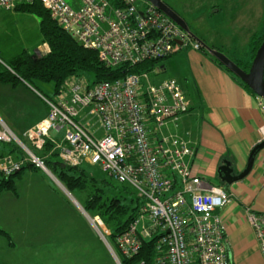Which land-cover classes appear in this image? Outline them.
I'll return each instance as SVG.
<instances>
[{"label": "built area", "instance_id": "2783aa9c", "mask_svg": "<svg viewBox=\"0 0 264 264\" xmlns=\"http://www.w3.org/2000/svg\"><path fill=\"white\" fill-rule=\"evenodd\" d=\"M32 1L0 0V8L15 10L19 3ZM40 1L107 67L160 61L185 47H203L196 35L150 0ZM49 51L48 46L43 49ZM43 98L48 114L21 134L0 117V142L15 143L23 152L19 158L0 157V179L32 163L58 180L45 159L54 153L69 166L98 165L145 200L139 216L117 238L121 255L134 257L144 239L157 234L156 264H229L226 225L216 211L231 201L230 195L195 173L188 161L194 148L188 142L171 134L152 137V123L155 131L161 130L190 110L177 80L154 83L150 72L143 71L93 84L84 74L71 75L54 97ZM258 98L262 103L264 98ZM88 216L106 240L111 230L98 215ZM248 219L264 257V213L251 212Z\"/></svg>", "mask_w": 264, "mask_h": 264}, {"label": "crops", "instance_id": "0c3cea01", "mask_svg": "<svg viewBox=\"0 0 264 264\" xmlns=\"http://www.w3.org/2000/svg\"><path fill=\"white\" fill-rule=\"evenodd\" d=\"M197 1L200 4H196L194 0L196 10L186 8L180 1L176 4L167 1L187 21L191 31L202 41L203 47L198 50L185 47L160 60L152 70L156 75V79L151 76L154 83L167 79L177 80L190 102L187 113L182 114L177 121H170L161 130L155 131L152 123V137L160 139L162 135L171 134L188 142L194 148L188 161L195 173L207 182L221 185L230 195L231 201L216 211V214L223 217L226 225L224 242L229 264H264L259 242L248 219L251 212L264 213V148L257 154L252 171L244 179L228 184L219 176V167L225 161L231 162L236 175L244 171L251 151L264 140V100L261 103L258 95L219 65L208 48L218 49L228 56L232 53L237 59L244 55L251 57L252 39L264 31V0H212L209 6L206 3L208 0ZM38 37L33 44L35 52L43 51L48 46L43 42L42 33ZM0 61L4 62L1 58ZM3 87L7 89H2ZM25 89L31 90L30 84L24 80H19L16 84L0 82V92L11 93V98L18 94L17 90ZM20 94L22 93L19 91L16 97ZM0 107L5 105L0 103ZM5 116L6 121L14 128L18 121L8 111ZM37 122L38 120L31 122L22 131ZM29 172L36 173L31 169ZM22 180L23 178L18 182L17 188ZM16 197L20 199L19 192ZM58 219L54 218L50 223L48 219L40 217L43 226L37 227V235L41 237L49 234L55 230L54 227H58L55 231L63 234L64 226ZM56 221V224H52ZM10 225V222H6L0 227L15 237ZM18 228L22 230L20 226ZM14 243L13 247H1L2 264H22L18 260L13 262L10 257L18 248L15 240ZM106 244L108 247H87L84 253H81V248L76 247L53 248L70 254L65 264H73L74 261L77 264H111L109 248L112 253L113 249L107 242ZM30 260L26 263L41 262L38 261L39 257H30Z\"/></svg>", "mask_w": 264, "mask_h": 264}, {"label": "rangeland", "instance_id": "374dc122", "mask_svg": "<svg viewBox=\"0 0 264 264\" xmlns=\"http://www.w3.org/2000/svg\"><path fill=\"white\" fill-rule=\"evenodd\" d=\"M67 1L78 4L77 0ZM166 1H171L173 4L180 1L186 8H194V10L197 8L196 4H200L197 0L196 4H194V0ZM206 3H209V6L212 0H208ZM39 22V18L34 14L0 8V58L10 63L14 55L24 50L35 52L36 47L33 48V44L39 39L38 36L41 33ZM229 57L244 68L250 60L249 55L237 59L231 53ZM149 72L152 79H156V75L152 71ZM34 84L35 86L30 84L31 90H19L22 94L18 97H16L19 94L18 90L16 91L18 94H15L13 98H11V93L0 92V103L5 105V107H0V117L6 121L5 113L8 111L18 122L14 128L6 122L19 134L31 122L39 121L48 114L49 108L43 96L54 97L53 83L37 80ZM2 89L7 88L3 87ZM82 166L87 168L90 175L99 179L108 176L107 172L98 165L83 163ZM29 171L25 172L22 182L18 185L20 199L12 191H5L0 198V225L10 222L15 237H12L5 228H0L9 232L13 241L15 240L18 244V248L10 256L13 262L18 260L22 264H27V261H31L30 257H39L38 261H41L39 264H65V260L70 257V254L62 249L57 251L53 247H76L81 248V253H84L87 247H108L107 241L111 244L110 237L106 236L105 240L100 229L92 223L88 216L89 213L84 212L86 193L79 190L69 192L62 182L60 184L64 187L44 171L34 174ZM108 177L110 178V176ZM114 181L116 185H120L118 181ZM42 216L50 223L54 218H59L58 221L64 226L63 234L55 231L58 230V227H54L55 230L49 234L46 233L41 237L37 235V227L43 226L40 220ZM58 221L52 224H56ZM112 225L114 227V224ZM1 247H10L3 236H0V250ZM109 253L111 264H118L116 256L110 248ZM27 258L29 259L26 261ZM73 264L77 263L74 261ZM153 264H156L155 260Z\"/></svg>", "mask_w": 264, "mask_h": 264}, {"label": "trees", "instance_id": "16d2710c", "mask_svg": "<svg viewBox=\"0 0 264 264\" xmlns=\"http://www.w3.org/2000/svg\"><path fill=\"white\" fill-rule=\"evenodd\" d=\"M15 10L34 14L40 19L43 42L49 46L50 51L29 52L24 50L15 55L10 63L5 62L1 58L4 61H0V82L2 83L16 84L19 80H24L33 86H35L34 83L37 80L53 83L55 95L71 75L84 74L94 84L122 79L130 73L152 71L160 62L159 60H147L134 65L125 64L117 68L107 67L99 60L98 53L95 50L84 48L64 30L40 0L21 2L16 6ZM263 41L264 31L252 39L251 57L248 65L245 68L243 67L247 71ZM212 57L219 65L230 72L213 55ZM239 65L241 66V64ZM235 77L253 92L240 78ZM48 150L47 147L42 154L46 155ZM8 155L19 158L22 157L23 152L15 143L0 142V157ZM45 159L48 168L67 187L69 192L79 190L82 193H86L85 211L93 217L100 216L111 230L110 241L122 264L154 263L157 255V234L144 239L139 253L132 258L121 255L117 247V238L127 231L130 224L139 216L140 209L145 201L143 195L136 188L121 182H119L120 185H116L114 183L115 179L109 178V175L99 179L90 175L87 168L82 165L69 166L60 159L57 153L51 154ZM30 169L35 172L41 170L32 163H27L20 171L9 177H2L0 179V195L5 191H12L18 195L17 184L23 178L25 172ZM112 224H114V227ZM0 236H3L8 241L10 247L15 246L9 232L0 228ZM0 264H2L1 261Z\"/></svg>", "mask_w": 264, "mask_h": 264}, {"label": "water", "instance_id": "95a60500", "mask_svg": "<svg viewBox=\"0 0 264 264\" xmlns=\"http://www.w3.org/2000/svg\"><path fill=\"white\" fill-rule=\"evenodd\" d=\"M154 5L161 9L166 15L176 21L182 28L194 34L187 21L178 13L174 7L166 0H150ZM208 46V45H207ZM212 55L230 70L235 76L240 78L252 91L264 98V41L256 52V55L247 71L236 61L231 59L226 53L208 46ZM264 148V140L258 143L251 151L247 167L239 174L234 173L230 161H225L219 167V176L223 182L232 184L238 180L244 179L253 169L257 154ZM58 184L59 180L53 178ZM59 181V182H58ZM61 183V182H60ZM64 187L63 185L59 184ZM68 191V190H67ZM84 209V208H83ZM84 212L87 213L84 209Z\"/></svg>", "mask_w": 264, "mask_h": 264}]
</instances>
